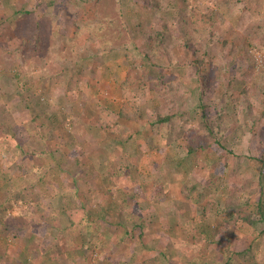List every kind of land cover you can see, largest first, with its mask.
<instances>
[{
  "label": "trees",
  "instance_id": "obj_1",
  "mask_svg": "<svg viewBox=\"0 0 264 264\" xmlns=\"http://www.w3.org/2000/svg\"><path fill=\"white\" fill-rule=\"evenodd\" d=\"M211 1L205 0L204 4H198L196 1L178 0L180 4L174 3L173 8L170 9L168 0L165 1L164 6L158 0H113V13L107 14L106 11L96 13L95 11L98 14L95 15L97 16L95 19L96 23L92 25L93 20L91 19H87L84 22L86 27L87 24L90 25L88 28L83 27L76 18L68 21L75 27V32H80L78 35L86 32V37L89 40L97 42L98 49L96 51L83 55L82 48L76 53L73 51L75 44L68 50V44L64 43L61 49L60 43L54 44L51 37L46 40L47 35L44 36L41 31L42 24L40 22H37V25H34V23L30 24L32 19L27 16L28 10L11 7L9 0H5V2L3 0L4 7L0 16V34L14 31V34L7 37L6 41L7 43H12L13 46H8L5 54L15 63L17 72L14 76L17 84L14 90H6L1 94L2 97L5 96V99L4 104L0 107V152L3 161H7L4 164L8 171L7 173L0 172V245L3 242L8 245V241H11L16 235L22 234V244L31 245L30 255L34 256L35 259L57 261L62 258L66 259L69 264H78V261L81 260L79 251L82 248L92 253L96 247H100V244H105L110 252L112 251L109 250L112 248V244L113 246L120 244L123 236L130 238L137 236L143 244H146L148 238H145L144 230L150 227V224H157L160 214L153 212L154 208L151 202L147 206L149 209L140 203H138L140 205H133L128 200L130 192L122 188L113 189V186L116 185L115 179L120 176L123 169L132 170V167H128L126 164L122 166V169L113 168L105 166L106 164L102 160V163L98 162L99 166L96 168V172L95 170H84L85 174L83 175L84 172L83 170L81 171L82 168L79 165V156L76 155L73 160L75 164L78 162V165L76 164L78 169L66 172L71 180L63 176V174H58L57 177L54 176L53 171H59L60 165L63 164L62 158L65 155L56 146L51 149L46 143V128H53L52 123L47 122L46 118L41 122L36 121V118L42 113H47V109L50 107L48 99L53 95L55 97L58 89L61 88L69 94L82 82L81 79L85 77L83 73L90 71L97 64L106 67L109 62L126 53L127 48L124 47V43L118 40L123 37L122 27L124 23L127 24V29H130L129 22L136 19L138 24L135 29L141 28V30L135 36L140 34L147 36L149 32L145 30V27L148 26L146 25V19L150 18L147 12L152 11L156 14L157 24L159 23L161 26V28H158L156 24L155 33L160 32L161 37H155L154 34H149L150 36L148 35L147 37L149 39L150 37L155 38L153 43L160 41L163 44V53L171 62L168 61L169 65H172L173 61L175 65H178L179 62L175 59L178 47L184 46L181 49L183 55H188L185 52H191L192 61L190 63L192 62V65L188 69L191 72L189 73L191 75L190 80L195 85L188 86V89L185 88V92H182L180 89L182 87L181 81L176 79V75L170 73V70H162L159 65L149 61L146 56H142L143 62L140 64H142V67L146 64L143 78L147 79L149 92L151 95H161L163 104H156L151 99L144 100V98L140 97L139 102L135 101L132 104L125 101L123 107L119 110V114L129 116L131 115L130 113L141 114L144 111L146 119L149 120L151 132L169 128L167 130V144H170L173 139L180 138L177 135L171 136L170 128L180 129L181 126L187 123L191 124L193 121H196V128L200 133L198 134L199 136L204 138L208 136L214 137L213 139H216V143H219L218 139L229 131L228 120L231 121L232 119L228 118L223 111L224 104L213 110L215 114H210L212 108H214L211 106H217L220 98L225 93V91H220L222 94L219 91L210 92V87L217 86L218 88L223 83L226 87H231L232 84H235L239 86V90L245 96L252 85L249 79L240 75L245 76L243 70H239L235 74H227L229 71L233 72L236 69L235 60L240 53L241 43H237V47L231 49L234 48L232 46V44L234 45L233 40H229L227 35L221 36L217 30L206 29L205 25L213 17L225 20V17L230 15L236 7V3H241L242 7L237 12L238 20L236 19L235 21L237 30L245 33L246 37L251 36L253 40H259L257 47L260 49L262 47L261 44L264 45L260 41L264 40V18L262 17L264 14V0H228L229 3H227L224 13L221 14V12L216 10L215 12L213 11L214 14H206L204 11L210 8ZM53 2L54 0H49L48 3L50 5ZM132 5H136L135 7L141 10V12L139 10L135 11V13H139L138 15H133L131 12L128 13V7ZM82 6V4L79 6L76 4L75 8L82 9ZM126 6L128 15L125 13L126 16L122 19L120 10ZM71 10H74V8ZM198 19L201 21L200 24L197 23ZM22 20H25L23 27L16 31L17 27L22 26L20 23ZM5 23L8 25L9 30L6 28H4L6 29L5 31L3 30ZM109 25H113L116 28L109 31ZM31 27L33 29L29 30ZM50 30L51 28L49 27L48 33ZM19 31L22 37H20L21 35L19 36ZM58 31L59 33H69V30L64 29ZM70 31L72 33V29ZM128 31L130 32V30ZM174 31H177V36ZM237 36L242 39L239 33H237ZM116 41L119 42L116 44ZM43 42H46V46L45 43L43 45ZM41 48L44 50L43 54L39 51ZM157 48L158 46H152V56L157 53ZM60 49L65 53L62 54ZM29 50L31 56H40L41 58L44 55L49 57L47 53L50 54V50H52L51 59L56 63L54 69H48L47 72H39L30 76L28 80H31V85L22 82V78L28 77L22 75L23 69H19L25 66L23 60ZM216 51L219 55L228 51L229 58L222 60L218 66L212 67L210 58L214 57V52ZM111 56L113 57L110 58ZM186 61L188 63V60ZM211 72L214 73L213 76H211ZM167 75V82L161 88L159 85L160 81ZM258 76L253 90L256 94L261 95V99L264 102V85H262L261 76ZM40 78H42L40 83H45V87L44 84L38 86L37 82ZM144 79L137 83V88H141L140 85L144 84ZM198 86L200 90L197 89ZM38 87L40 89L45 88L44 96L48 98L47 100L39 101L40 96L36 92ZM189 91L193 95L196 94L199 101V109L197 108L198 110L192 114L194 107L188 97ZM243 101L246 103L244 114L247 117L249 115V104L246 98ZM38 107L39 109H37ZM150 109L154 110L151 115L147 114ZM20 111H26L30 115L29 121L25 122L24 126L27 136L24 141L19 138L14 116L15 112ZM38 111H42V113ZM260 115H264L262 111H260ZM253 118L254 116L250 114V120H253ZM246 128L248 132L251 131L250 126L247 125ZM193 145L194 143L187 145L189 152L194 151L195 147ZM257 145L264 149L262 142H257ZM241 147L245 149V151H242L243 156H253V150L248 143L244 146L241 145ZM228 154L235 158V165L231 167L229 178H235L234 176L237 174L242 160L241 158L237 159L233 149H227L226 154L221 153L218 157L224 160L223 166H229ZM252 158H255V156ZM26 162L31 167L28 170L29 172L21 165ZM17 164H19L18 168L23 175L32 176L33 181L37 180L38 192L35 194V199L33 198L34 195L31 197V194L26 193L27 185H21V188L16 189V187H11L8 183L9 178H6V176L17 169ZM51 169L53 170L52 172ZM75 174L79 177L76 178ZM214 175V172H210L209 178L204 179L203 183L205 184L202 183L200 188L198 187L200 185L198 182L188 186V193L195 195L189 198L191 200H197L198 198L201 204L196 206L198 214L205 215L206 210L214 209L213 211L216 214L223 215L224 221L229 223L227 225L236 222L246 224L256 231V236L253 237L247 246L237 250L232 249L227 242L218 244V238H206L203 242L206 245L203 254L193 253L192 255L179 250L169 239L162 237L159 242L160 249L153 254H143L138 264H169L170 260H172V264H260L258 256L264 250V157L262 158L261 155L260 166L252 176L242 177L241 175V179L238 180L239 183L231 179L230 185L232 187L228 188L223 195L215 196L221 188L218 182L221 179V175L215 176L216 178L219 177L218 179H214ZM94 177L96 178L94 179ZM3 181L5 184L4 188H6L4 190L1 184ZM75 183H81V197L74 203L76 200ZM204 186H207L208 191L213 195L210 203H205L204 201L207 196L202 190ZM96 190H98L99 195H96ZM52 192L58 195L56 203L51 201ZM131 195L135 197L134 193ZM161 198L163 196L159 194V198L156 200L158 201ZM135 201L136 199L134 198ZM18 204H22L23 207L20 208ZM136 206L139 207L136 209ZM16 209L20 210L19 214H15ZM173 211L169 210L167 214L174 213ZM194 214L195 211L185 210L183 219L190 218ZM177 215L179 214L177 213ZM49 227H51L52 231L50 230L51 234L48 236L45 235V232H47ZM111 227L114 235L119 233L120 236L116 235L115 244L111 243L112 241L108 237V232L112 231ZM73 232L76 237L72 247L59 251L57 246L60 239L59 233L68 235ZM112 234L113 232H111V236ZM37 236H42L38 242V248L31 243ZM143 237L145 238L144 240ZM212 243H215V247L210 246ZM10 245L7 251L0 252V264H19L18 260H16L19 255H22L20 264L24 262L23 252L13 247L12 244ZM7 255L13 256V260L6 259L5 256ZM119 264H123V262Z\"/></svg>",
  "mask_w": 264,
  "mask_h": 264
},
{
  "label": "rangeland",
  "instance_id": "obj_2",
  "mask_svg": "<svg viewBox=\"0 0 264 264\" xmlns=\"http://www.w3.org/2000/svg\"><path fill=\"white\" fill-rule=\"evenodd\" d=\"M158 1H161L162 6L165 5L166 0ZM188 1H196L198 4L205 3V0ZM9 2L11 7L24 8L29 11L27 16L29 19H32L30 24L34 23V25H37V22L42 24L41 31L44 36L47 35L46 40L48 37H51L54 44L60 43L59 46H61V49L64 43L68 44V50L75 44L73 51L76 53L82 48L83 55L96 51L98 49L97 42L89 40L86 37V32L78 35L80 32H75V27L68 23V21L76 18L83 27H86L84 22L87 19L93 20L92 25L96 23L95 19L97 16L95 15H98L96 14L97 12L106 11L107 14L113 13V0H54L50 5L48 3L49 0H9ZM168 2L170 9L173 8L174 3L180 4L178 0H168ZM227 3H229L228 0H216V2L212 0L210 2V8L205 10L204 13L210 14L217 10L222 14L226 10ZM76 4L78 6L82 4V9L75 8ZM135 6H129L128 13L131 12L133 15H138L139 13H135V11L139 10L141 12V10ZM198 6L201 7L200 5ZM235 6L231 14L225 17V20L213 17L205 25L206 29L217 30L221 36L227 35L229 40H233L234 45L232 44V46L234 48L231 49H235L237 43H241L240 53L235 60L236 69L233 72L229 71L227 74H235L239 70H243L245 76L240 75L249 79L252 85L245 96L239 90V86L235 84H232L231 87H226L224 83L219 85L218 88L217 86L210 87V92L225 91L219 103L217 102L218 105L211 106L214 108H212L210 114H215L213 110H216V108L224 104L223 111L228 118L232 119L231 121L228 120L229 131H227L226 135L218 139L220 141L219 143H216V139H213L214 137L208 136L204 138L203 136H199L198 134L200 133L196 128V121H193L191 124L187 123L181 126L180 129L170 128L171 136L177 135L180 138L173 139L170 144H167V130L169 128L152 131L153 134L144 111L141 114L130 113L131 115L129 116L119 114V110L123 107L125 101L132 104L135 101L139 102L140 97L144 98V100L151 99L156 104H163L161 95H151L149 92L147 79L143 78L146 64L143 67L140 64L143 62L141 59L142 56H146L149 61L159 65L162 70H170V73L176 75V79L181 81L180 84H182V87L180 89L182 92H185L184 90L188 89V86L195 85L190 80L191 75L189 73L191 72L188 69L192 65V62L190 63L192 61L191 52H185L188 55H183L181 49L184 46L178 47L175 59L179 63L175 65L173 61L172 65H169V59L163 53V44L160 41L153 43L155 38L150 37L149 39L147 37L149 34H154L158 38L159 36L161 37L160 32L155 33L157 20L156 14L152 11L147 12L150 18L146 19V25L148 26L145 27V30L149 34L147 36L142 34L135 36L141 30V28L135 29L138 24L136 19L129 22L130 29H127V24L124 23L122 27L123 37L118 40L124 43V47L127 48L126 53L116 60L109 62L106 67L97 64L90 71L85 72V74L83 73L85 77L81 79L82 82L73 91L69 92V94L60 88L55 93V97L58 98L57 100L53 97L54 95L48 99L44 96L45 83H40L42 78L38 79V86L44 84L43 88L40 89L38 87L36 91L40 96L39 101L42 102L43 99H48L50 107L47 109V113L38 111L42 114L36 118V121L41 122L46 118L47 122L52 123L53 128H46V143L51 149L56 146L65 155L62 158L63 164L60 165L59 171H53L51 169L54 176L57 177L58 174H63V176L71 180L69 174L66 172L76 171L78 169V162L76 165L73 160L76 155L79 156V165L83 172L84 170H95L96 172V168L99 166L98 162L102 163V160L106 164L105 166L118 169H122V166L127 164L128 167H132V170L123 169L120 176L115 179L116 185L113 186V189L122 188L131 194L134 193L135 197L131 194L128 195V200L133 205L142 204V206L147 207L151 202L154 208L153 212L160 214V219L157 224H150V227L144 230L147 237L144 236L148 238V240L146 239V244H143L137 236L131 238L123 236L120 244L117 246H113L112 244V248L109 249L112 250L110 252L107 249L108 246L105 244H100V247H96L92 253L82 248L79 251L81 260L78 261V264H119L121 262L123 264H138L143 254H153L160 249L159 242L162 237L169 239L179 250L192 255L193 253L203 254L206 249V245L203 242L206 238H218V244L227 242L232 249L237 250L238 248L241 249L247 246L253 237L256 236V231L246 224L236 222L227 225L229 223L224 221L223 215L216 214L213 211L214 209L206 210L205 215L198 214L196 209V206L200 204L198 198L197 200H191L189 197L195 195L188 193V186L198 182L200 183L198 186L200 188L204 179L209 178L210 172H214V179L219 178L215 176L221 175V179L218 181L221 188L215 196L223 195L228 188L232 187L230 185L231 179L239 183L238 180L241 179V175L242 177L252 176L260 166L261 155L262 158L264 157L263 147L257 145V142H262L264 145V115H260V111L264 114V102L261 99V95L256 94L253 90L255 80L259 77L258 75L261 76L260 79L263 82L262 85H264V45L261 44L262 47L259 49L257 47L259 40H253L251 36L246 37L245 33L237 30L235 21L236 19L238 20L237 12L241 9L242 4L236 3ZM3 7V0H0V16L2 15ZM72 7L74 10H71L73 9ZM126 10L127 6L120 10L122 19L128 15ZM262 17L264 18V14ZM24 21L22 20L20 22L22 26L17 27L16 31L23 27ZM197 23L200 24L201 21L198 19ZM89 26L87 24L86 28ZM157 26L161 28L159 23ZM49 27L51 30L48 33ZM4 28L9 30L6 23L3 26V30L5 31L6 29ZM114 28L116 27L109 25L108 30L111 31ZM32 29L33 27L29 28V30ZM60 29L69 30V33L61 32V34L58 31ZM70 29H72V33ZM237 33L240 34L242 39L238 38ZM13 34L14 31L12 33L7 31L6 33L0 34V107L4 104L5 99V96L2 97L1 94L6 90H14L17 84L14 76L17 72L15 63L5 54L6 48L13 46L12 43L6 42L7 37ZM18 34L19 36L21 35L20 31ZM132 34L134 35L131 37ZM174 34L177 36V31H174ZM24 39L27 40L26 38ZM108 39L110 40V38ZM62 40L64 41L62 42ZM260 41L264 43L263 39ZM118 42L116 41V44ZM44 43L46 46V42H43V45ZM153 45L158 46L155 56L151 55ZM242 46H244L243 49ZM61 49L60 51L64 54L65 52ZM39 51L43 54L44 50L41 48ZM52 52L50 50V54L47 53L49 57H45L44 55L41 58L40 56H31L29 50L23 60L25 66L19 68L24 70L22 75L28 77L22 78V82L31 85V80H28L30 76L39 72H47L48 69H54L56 63L51 59ZM228 55V51L222 55H219L217 51L214 52V57L210 58L212 67H216L215 65L218 66L222 60L228 59ZM186 60H188V63ZM210 74H212L211 76L214 75L213 72ZM141 79H144V84L140 85L141 88H137V83ZM167 79L168 75L160 81L161 83L159 85L161 88L165 86ZM35 85L37 84L35 83ZM197 89L200 90V87L198 86ZM189 92L188 97L192 102L191 105L194 107L191 112L192 114L199 109V101L196 94L193 95L191 91ZM60 96L62 97L60 98ZM245 98L249 104V115L247 117L244 114L246 103H244L243 99ZM153 111L150 109L147 114L151 115ZM250 114L254 116L253 120H250ZM14 116L17 133L19 138L24 141L27 137L24 126L25 122L29 121L30 115L26 111H20L15 112ZM245 124L251 127L250 132L247 131V125ZM189 143H194L193 146L195 149L192 152L188 151L187 145ZM247 143L253 150V156L255 158H252L253 156H243L242 151H245V149L241 145L244 146ZM227 149H233L237 159L241 158L242 160L239 164L237 174L234 176L235 178H229L231 167L235 165L234 156L231 154L227 155L228 167L223 166L224 160L218 158L219 154H226ZM4 162L7 161H3L0 152L1 173H7L8 171ZM40 162L43 163L41 160ZM18 165H16V170L12 171L11 174H7L6 178H9L8 183L11 187H16V189L21 188V185H27L26 193L31 194V197L34 195L33 198L35 199V194L38 192L37 180L33 181L32 176L23 175ZM21 165L26 171L31 169L27 162ZM75 177L78 178L79 176L75 174ZM65 183L67 184L66 181ZM1 184L3 190L6 189L4 188V181ZM31 184L33 185L31 186ZM80 184L75 183L74 185V189H76V200L74 203L81 197ZM202 190L207 194L204 200L205 203H210L213 197L212 193L208 191L207 186H204ZM97 194L98 190H96ZM159 194L163 198L157 201L156 199L159 198ZM65 196L67 195L65 194ZM133 197L136 199L135 202ZM57 200V193L52 192L51 201L56 203ZM18 206L20 208L23 207L22 204H18ZM138 207L136 206V209ZM169 210H174V213L167 214ZM175 210L179 215L177 213L175 214ZM185 210L195 211V214L190 218L183 219ZM16 213L19 214L20 210L16 209ZM50 230L52 231L51 227L47 229V232L44 231L45 235L49 236L51 234ZM111 232H113L112 236ZM21 235H16L11 241H8L9 243L6 241L8 245H5L4 242L1 243L0 252L7 251V248L12 244L13 247L23 252L25 261L21 264H69L66 259L62 258L57 261H46L41 258L35 259L34 256L32 257L30 255V251L32 250L30 249L31 245L26 246L22 244ZM116 235L119 236V233ZM116 235H114L113 230L108 232V237L112 241L111 243L115 244ZM59 236L60 239L57 243L59 251L72 247L74 238L76 237L74 232L68 235L59 233ZM41 237H35L34 241H31L33 243L32 245L38 248V242ZM145 238L143 237V240ZM210 246L215 247V243H212ZM216 246L218 245L216 244ZM262 253H264V250ZM262 253L258 256L260 264H264V254ZM21 256L19 255L16 259L19 264L22 259ZM5 258L10 261L13 260V256L7 255ZM169 264H172V260H170Z\"/></svg>",
  "mask_w": 264,
  "mask_h": 264
},
{
  "label": "crops",
  "instance_id": "obj_3",
  "mask_svg": "<svg viewBox=\"0 0 264 264\" xmlns=\"http://www.w3.org/2000/svg\"><path fill=\"white\" fill-rule=\"evenodd\" d=\"M28 263V262H27Z\"/></svg>",
  "mask_w": 264,
  "mask_h": 264
}]
</instances>
